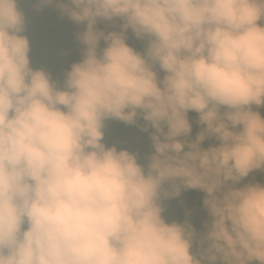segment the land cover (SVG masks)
I'll return each instance as SVG.
<instances>
[{
  "label": "clouds",
  "instance_id": "obj_1",
  "mask_svg": "<svg viewBox=\"0 0 264 264\" xmlns=\"http://www.w3.org/2000/svg\"><path fill=\"white\" fill-rule=\"evenodd\" d=\"M56 6L85 25L62 83L31 66L19 0H0V264H194L191 224L162 215L163 199L195 187L187 171L158 153L145 171L136 153L104 142L107 121L140 118L153 140L187 138L176 151L218 142L201 166L232 186L221 212L241 264H264V183H242L264 171V0Z\"/></svg>",
  "mask_w": 264,
  "mask_h": 264
},
{
  "label": "trees",
  "instance_id": "obj_2",
  "mask_svg": "<svg viewBox=\"0 0 264 264\" xmlns=\"http://www.w3.org/2000/svg\"><path fill=\"white\" fill-rule=\"evenodd\" d=\"M58 2H65V0H53L52 4L39 8L37 7L38 0H19V7L27 20L24 34L30 41L31 66L44 68L51 73L54 80L62 83L65 71L70 68L72 63L81 60L84 46L78 37L71 33L70 25L74 21L61 13L56 6ZM128 36L129 34H127ZM126 42L138 51H142L145 46L144 41L135 37H128ZM100 47H104L103 40L100 42ZM160 75L163 76V73L161 72ZM259 111L264 115V109L260 108ZM188 117L192 125L189 138L194 139L201 126L196 123L197 113L190 111ZM144 124L145 121L142 118L135 125H126L121 121L109 120L104 129V142L108 146L115 144L118 149L124 148L136 153L138 163L144 166L145 171H147L152 156L156 153H158L157 158L163 164L178 165L187 171L189 178L193 174L194 167L198 166L201 171L200 187L203 195L192 201L189 214V223L195 232L192 240L194 248L199 255L210 261H217L228 256L227 264H241L240 253L228 232L221 212L226 206L232 186L226 184L220 187V178L207 165L201 166L202 158L210 159V150L206 149L218 142L214 138H207L201 145L204 149H199L197 152L176 151L181 148L187 138L171 140L158 135L154 138V142L153 134L156 130L150 126L144 130ZM165 131H167L166 126ZM249 181L264 183V171L250 173L242 183ZM177 182L179 183V181ZM165 187H169L168 183L165 184ZM183 187L185 186L181 184L180 190ZM162 204L164 218L177 217V214L172 211L174 208V205L172 206L173 197L163 199Z\"/></svg>",
  "mask_w": 264,
  "mask_h": 264
},
{
  "label": "rangeland",
  "instance_id": "obj_3",
  "mask_svg": "<svg viewBox=\"0 0 264 264\" xmlns=\"http://www.w3.org/2000/svg\"><path fill=\"white\" fill-rule=\"evenodd\" d=\"M70 27H71L70 28L71 33L76 37H78V35H77L78 33L84 31V29H85L84 24H77L75 22L72 23L70 25ZM112 27H113L112 25L107 24L103 21H101L97 24V28H99V29L112 30ZM128 34H129V36H128L129 38L134 37L130 30H129ZM262 109H264V108H262ZM200 174H201V171H200L199 167L198 166L194 167L193 174L189 178V182L195 187L185 186V187H183L182 190H180V194L178 196H173L172 206L174 205V208L172 209V211L177 214V217L176 216H173V218L165 217L164 219L166 220V222L172 223L175 221L178 223H184L185 221H187L189 223L190 205H191L193 200H195L199 196L201 197L203 195L201 188H199L200 187ZM191 251H192L193 257H194V264H227V262H228V260H227L228 256H225V257H223L217 261H210V260L204 258L203 256H201L197 253V251L194 248L193 243H192ZM230 257L231 256L229 255V258Z\"/></svg>",
  "mask_w": 264,
  "mask_h": 264
}]
</instances>
